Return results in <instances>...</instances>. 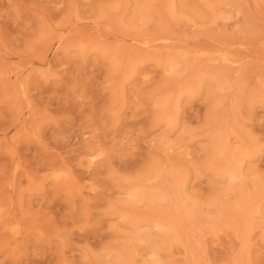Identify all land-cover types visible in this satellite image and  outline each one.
Segmentation results:
<instances>
[{"label":"rangeland","instance_id":"1","mask_svg":"<svg viewBox=\"0 0 264 264\" xmlns=\"http://www.w3.org/2000/svg\"><path fill=\"white\" fill-rule=\"evenodd\" d=\"M0 264H264V0H0Z\"/></svg>","mask_w":264,"mask_h":264},{"label":"bare ground","instance_id":"2","mask_svg":"<svg viewBox=\"0 0 264 264\" xmlns=\"http://www.w3.org/2000/svg\"><path fill=\"white\" fill-rule=\"evenodd\" d=\"M101 155V153H96L93 155V158L96 159V157H99Z\"/></svg>","mask_w":264,"mask_h":264}]
</instances>
